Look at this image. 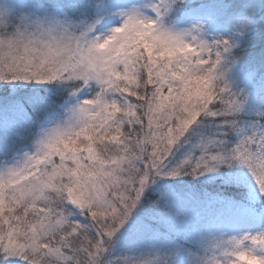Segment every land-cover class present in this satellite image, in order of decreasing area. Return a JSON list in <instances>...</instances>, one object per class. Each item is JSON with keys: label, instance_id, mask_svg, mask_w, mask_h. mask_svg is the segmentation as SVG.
Here are the masks:
<instances>
[{"label": "snow or ice", "instance_id": "1", "mask_svg": "<svg viewBox=\"0 0 264 264\" xmlns=\"http://www.w3.org/2000/svg\"><path fill=\"white\" fill-rule=\"evenodd\" d=\"M0 264H264V0H0Z\"/></svg>", "mask_w": 264, "mask_h": 264}]
</instances>
